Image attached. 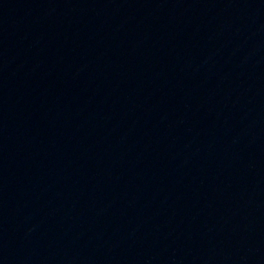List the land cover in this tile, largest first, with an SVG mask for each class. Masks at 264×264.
<instances>
[{"label": "water", "instance_id": "water-1", "mask_svg": "<svg viewBox=\"0 0 264 264\" xmlns=\"http://www.w3.org/2000/svg\"><path fill=\"white\" fill-rule=\"evenodd\" d=\"M0 264H264V0H0Z\"/></svg>", "mask_w": 264, "mask_h": 264}]
</instances>
